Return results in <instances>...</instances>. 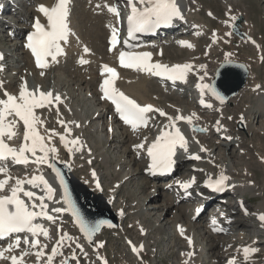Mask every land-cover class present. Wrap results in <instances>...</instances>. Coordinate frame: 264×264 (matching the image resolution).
Listing matches in <instances>:
<instances>
[{
  "label": "bare ground",
  "instance_id": "bare-ground-1",
  "mask_svg": "<svg viewBox=\"0 0 264 264\" xmlns=\"http://www.w3.org/2000/svg\"><path fill=\"white\" fill-rule=\"evenodd\" d=\"M73 1L74 0H70L68 19H69V27L71 28L74 35H71L69 37V41L67 44L62 45L64 48V54L58 56L56 62H52L50 57L47 58L48 60L47 68L41 69L37 67V65H35L36 63L28 56L24 48V43H23L24 40H21L20 38L21 33L23 32L22 31L23 25L19 26V32L17 31L18 33L15 38L16 43H14L11 48L5 49L2 47V44L0 43V53H2L4 57L2 63H5L7 72L9 70H12V72L14 73V74L0 73V82L1 81L4 82V87L0 91V98H3L4 90H6L10 94L18 95L19 86L22 82L21 80L22 77L24 78L25 81H27V85L29 89L35 90L36 86H40L41 91L52 90L53 93L61 94L63 102L60 103L59 105L45 107L43 109L36 110V115L40 118V120L43 121L42 125H37V131L42 136H44L46 144H49V146H54L57 149V152L55 153V159L61 160L69 164V166L72 168L71 170L73 173H79V177L77 178L81 181L82 184L86 185L94 193L101 194L106 199V201L110 204L114 216L119 222V226L117 227V230L119 229H122L123 231L133 230L134 232H137L140 241L138 243H135L134 245L138 249L137 256H139L141 259L145 258L146 256L145 252L148 249V242L146 236L147 234L151 233V230H149V226H150L149 224H152V227L154 228L155 231L156 230L158 232L161 231L160 226L158 224H153L154 222L153 223L151 222L149 217L146 216V213L150 211H155L154 214H157L159 211L165 210V214L166 213L172 214L171 216L172 219L170 218L171 221L170 224L171 227L173 228V236L175 238L174 242L177 243L176 244L172 243L170 249L168 250H170L172 256H174L175 259L177 260V264H185V262H187V264H227V261L230 258H235L236 264H245L242 253V248L244 246L255 247L256 249H258V251H256L255 253L249 254V259L246 262V264H264V250L262 249V247L264 246V238L262 240H258L257 238H255L254 235L255 233L264 232V226L256 228L254 226H251L244 219H240V220L232 219L230 220V222H226L224 220H227V218L219 217V215L222 214L221 209H216V211L210 212L205 219L201 220L202 218H204L202 216L204 211L203 209L202 212L197 216L198 218L196 219V221L197 220L199 221L197 223L193 222L192 218L194 217V211H195L194 207L191 212H188L186 208L187 204L185 207L179 206L181 200H179L178 198H171L170 194H168V192H166V190L164 189L165 184H168L172 179L169 180L168 182H165L162 186H160L159 184L153 186L152 191H150L145 196L146 198L149 199V202L147 201V204L149 203V205L147 206L144 205L143 203H138L139 200L136 198L135 195L132 194L131 188L130 189L128 188V185H130V183H132V185L135 183L136 189H140V190L144 189L136 184L138 181L136 182L134 181V179L132 180L134 173L130 171L131 170L130 165L133 166L135 165L137 167L138 173H140L142 176L141 183L145 182V180L148 181V179L142 175L143 169L146 168V163L143 158V152L146 150L147 140L150 138L155 139L156 136L160 134L161 129H165V126L168 124L167 116H171L173 118L177 114L189 116L191 113L195 112L196 117H193V124L198 126V128L199 127L206 128L207 131L204 132H201L199 130L193 131L192 126L189 125L187 122L185 121L177 122V126L180 128V130H182L186 134V140L188 141L187 151L180 148L176 150L175 155L173 157L175 161L186 160V162L182 163V169L187 174L184 177V179H187L188 181L192 178H195L196 180L197 173L203 172V179L201 180L202 183L208 180L209 178L212 179L216 178L219 175V173L223 171L225 175L230 177V180L228 181V185H231V187L228 188L230 189V191H232V194L233 193H239L240 195L249 194L251 195V198L255 196L262 197V202H260L259 206L254 208L255 210L254 213L256 214L264 213V178L261 182L254 181L253 179L254 171L252 172V168H251L252 162L249 163L248 161L243 162L241 170H237V168H235L232 164V159L233 160L235 159L239 164H241L243 155L248 156L249 160L252 158V156H254L255 159L253 162H256L257 166L261 168L264 174V154H260V152L253 144H251L250 147L248 146V148L254 150L255 153L254 152L251 153L250 150L244 146L245 139L247 140L249 138H253V136H255L258 133L257 124H259L260 127L264 126V94L262 93L264 90V83H261L260 80H258L259 78H257L255 73V70L259 68L260 64L264 66V52L262 49L261 42L253 38V33H254L253 25L250 21L246 20L245 18L246 11L244 12H240L238 10L234 11L233 10L234 4L238 5V3L235 1L233 2L225 1L224 2L226 6L225 15L220 22L221 24L220 27H214L209 31L210 32L209 42L204 46L203 51L201 53H198L196 52L197 51L196 42L199 37L206 35L205 34L206 29L202 23L194 22L191 19L192 17L191 14L194 8H199V4L195 0H178V5L180 7V10H182V18H179V20L185 21V24L182 26L183 29L179 32L170 31L168 36L170 37L172 42L167 40L165 42L166 43L168 42L170 44L174 43L176 44L175 46L178 51H183L186 49L182 48L179 42L185 40L186 42L192 45V47H190L187 51L190 52L191 55H195V54L197 55L195 57H190L183 60L157 59L156 61L164 63L169 66L173 64L191 63L194 66L195 70L187 74L186 80H188L191 84L190 88L192 90V93L199 96L197 100L201 99V93L200 90L197 89L196 84L197 83L210 84L211 80L213 79L215 70L221 62L228 59H236L234 47H232V43L243 44L248 48V51L250 53H252L250 49H252L254 53L253 56H251L252 54L250 55L251 56L250 58L248 56L249 60L245 63V66L248 70V76L244 87L241 88L240 91L235 96L229 98L227 102L217 101L206 90L203 99H205L208 102V104H211L212 107H208V111L207 112L205 111L207 115H201L202 111L201 109H199L200 107L197 106V103L193 104L191 108L182 105H177L171 101L168 102V104L170 105H165L161 107L157 106L156 103L150 101V97H149L150 89H147V86L151 84L152 85L151 88L153 87L152 88L153 90L162 91L163 93L168 92L166 87L162 85H154L156 83L153 80L149 79V76L142 75L137 71L119 69L118 67L114 66L115 57H116V48L115 49L111 48L110 51L109 50L110 47L107 46L108 38L112 35V31L109 25L116 28L118 30V33L120 28L116 17H114L113 14L110 13L106 7H104V5L105 4L116 5L119 3V1L92 0V3L89 6L88 10L86 9V7H84L80 11L82 16L80 14L79 16L84 18L81 22H79L77 18L74 17L76 16V14L75 13L73 14V12H75L74 9L72 11ZM53 2L54 0H43L42 2H38V3H43L46 6H50ZM97 5H100V7L97 8L96 7ZM4 6L7 7L6 4H4ZM35 11H37V6ZM27 12H30V10L27 9ZM38 14L40 16L39 18L41 19V21L45 22V18L43 17V15L39 12ZM230 16H236L237 19L235 21H231ZM226 20H228L229 23L227 24L224 23ZM12 29L13 28L10 27L8 28V30L5 31L8 34V32H11ZM234 29L237 30V34L241 36L236 35L233 32ZM213 30H215L216 33L215 43H213ZM229 32H231L232 34L225 35L226 33ZM187 35L191 37L187 38L186 37ZM8 38L9 35L5 37L4 41H6ZM103 38L105 40V43L104 46L100 47L98 43L101 42ZM11 40L12 39H10L9 41ZM154 42H156V40ZM18 44H21V47H18ZM150 45H152V43H147L146 46L143 47L144 52L151 53L150 60L153 59L155 60L154 57H159L163 55L164 46L166 45H164L162 41L158 42V45L155 47L156 48L155 51L151 50V48L149 47ZM84 46H87L90 49L88 53L83 52ZM226 46L231 47L232 51H228L226 49ZM17 49L22 50L24 59L22 61L15 60V63L12 64L8 63V59H12L15 50ZM219 52H222L224 54L222 55V58L216 61L214 57ZM97 53L101 54L99 58L97 57ZM81 57L88 60L89 63L83 65L78 63V60ZM94 58H96V60L98 61L94 62ZM69 63L73 64L72 72L74 73V76L71 79L73 80V85L77 86V90H81L82 85L86 83L87 86H89L92 101L96 103V106L97 104H101L100 109L93 114L92 117L93 119L92 118L91 119L94 120L97 118L99 120L100 119L106 120L105 125L103 123L102 127L105 129L108 138L110 139L112 138L111 140L112 144L114 142L113 138L115 137V135L113 134V130L114 127L117 126V124L115 119L111 115V107L101 102L99 85L102 82V80L105 78V76L108 75L106 73H104V75L101 74L100 70L102 65L107 64L116 70L118 74L117 79L114 81L116 88L122 91L125 95H128L131 98L135 99L137 102H140L142 104H152L157 108L162 109L165 113H167V116L162 119H157L156 117H152L149 120L147 127L145 129H142L144 132L147 131L145 134L143 133V131L141 133H136L133 131V129L121 124V127L118 128L122 134L120 138V142L127 144L126 148L124 149V154L126 153V156L122 160L118 158V160L114 162L113 165L110 164L111 159L107 155V150H104V147L102 146V140L100 138L96 137L95 140H92L89 143L85 140L82 133L83 131L86 130V127L84 126L87 117L84 118L80 108L78 107L79 105L76 106L73 103L72 98L74 97L73 96L71 97L69 94H67L63 90V87L61 86L63 85L65 87L64 80L67 79L66 76L64 77L63 71L64 68L67 67ZM201 64L205 65L203 69H200L198 67ZM29 72L30 74L31 73L32 74L30 75ZM41 72H43L44 74L41 75ZM205 73H207V75H204ZM57 75L63 76V81L61 83H55L56 81L55 78ZM200 76H204L203 81L199 79ZM31 78H33L35 81H33ZM46 79H48V82H50L51 80V83L46 85L45 82ZM256 85H260V87L256 88L255 87ZM15 86L16 88H14ZM147 90H149V92ZM253 96H256L255 103L249 104L244 112H242V110L238 111L239 108L245 107V103H247L246 97L252 98ZM57 107L59 108V116L56 111ZM228 111H230L231 113ZM241 116H243V120H241ZM227 117H231V120L234 124L244 123L246 138H244L242 134H240L239 132L234 131L232 129L231 125L226 122ZM59 119H63L66 123L68 121H76L79 124V127H77L75 124H68L67 126L68 128L71 129V133L70 135L65 134L64 126H62L58 122ZM217 120H219L220 124L223 126L222 128H220L219 131H217V127H218L216 125ZM110 128L111 131L109 130ZM52 129L55 130L56 133L55 135L47 131ZM261 129L262 128L259 129V132ZM15 131L17 135L14 141L15 142L18 140L23 141V131H24L23 122L19 121L18 119H17V127ZM263 131H264V127H263ZM61 134H65L67 140L79 138L80 145H83V147L77 145L75 147H79L80 150L79 151L73 150V152L69 154V152L65 149L64 145L61 144L60 141ZM147 134H149L148 137ZM49 136L52 137L50 141L48 139ZM228 137H231V139H228ZM131 138H134L133 143L130 140ZM261 138L264 142V135ZM210 139L212 141H209L210 145H207L206 143ZM141 142H144L145 144L144 148L137 150L133 147L134 145L140 144ZM249 143H253L252 139L250 140ZM232 145L239 147V153L234 154V152H231L227 155V158L224 160H221L222 158L220 159V157L217 158L214 152L217 148H223L226 150L227 147L230 148V146ZM69 147H73V146L69 145ZM201 147L206 149V151L201 152L200 151ZM214 147L216 148L214 149ZM262 148L264 151V144ZM115 149H117L116 146ZM64 153L66 158H64L62 155ZM193 154L199 155L201 157L200 161L187 164V162H190L188 160L189 158L192 160L194 159L192 158ZM250 154L252 155L250 156ZM37 155H42V153H39V151H37ZM51 155L52 154H50V159H51ZM97 159H99L101 164L106 167L107 176L113 179V180L111 179V185L107 187L101 183L104 182V178L102 174H100L101 169H99L98 165H96ZM128 159L130 160L128 161ZM123 165H125L126 167H123ZM254 167L255 165L253 166V168ZM14 170L15 169L8 170L7 175L13 178L23 179V178H30L33 174L35 175L43 174L45 179L49 182V184L54 189H56L53 199L50 201L47 199L45 200V203H47L49 206V210L52 207L63 206L60 199L58 186L47 164H41V165L34 164L30 166L28 169H25L23 173H20V175H16ZM93 170H95L96 172V179L100 184L99 188H97L96 183L93 181L92 178ZM2 178H4V174H0V179ZM12 183H14V180H9V185H11ZM143 184L147 186L148 182H145ZM24 187L26 189L36 191L38 195H43V192L40 189H31L30 186L27 184H25ZM42 187L43 186H41V188ZM158 188H160L159 194L167 198L164 204H159L156 202L150 203V201L156 198L155 190ZM123 189L126 190V192L128 193L127 195H129V197L123 195V199L119 203L117 197ZM139 193L140 192H137V194ZM22 198H24L25 201L28 202L26 197H22ZM236 199H238V201L242 202L244 205L248 204V200H244L242 196H238L237 194H236ZM176 200L180 202H177ZM56 201H60V203L57 204ZM132 202L134 205L137 204V206H134ZM37 203H39V201H37ZM128 207L133 208L130 214L127 212ZM52 214L55 217H57V220L59 219L62 220L65 218V216H67L65 215L64 212L59 214L57 213H52ZM129 216H132V219L129 222H127L126 226L124 227L123 222ZM163 219L164 217L161 219V221ZM213 220H215V224H213ZM178 226H180V228L184 230L183 236L181 235ZM43 227L48 229L49 236L48 238H46L43 235H41L43 243L41 242L40 244L45 245L46 247L44 248L45 254L41 256L39 262L37 261V257L35 255V252L39 250V246L36 249H31L28 245H25L23 241L20 243V246L18 248H15L12 252L5 254L9 256L10 255L20 256L21 251H27L28 254L23 257V264H45V261L47 260V255L51 253L52 246L56 243L57 239L56 238L54 240L52 239L53 232H51L49 226L44 225ZM244 227H249L250 231L252 232V236L247 241L244 239L246 237V235H243L244 231L241 230H239V232L234 236L229 237L228 240L226 239V241L218 239V236L220 235L214 233L215 229H221L222 231L221 233L228 234L231 231H236L237 229L240 228L244 229ZM64 232L69 234V232L64 229L61 235ZM125 237L126 238H124L123 240L124 244H126L127 241L132 242L131 238H129L128 236ZM186 237H190L192 239L193 243L191 246H189ZM199 237H202L203 239L202 242H204L205 246H203V244H200V242L198 241ZM74 239L82 245L83 252L87 253V256H85L80 251V249L76 250V247L71 244V241H65V246L60 249L62 255H57L56 257H54L53 264H60L61 260L65 258H69V260H72L70 259V257L72 256L73 251H75L77 257V259H74L76 262L75 264H77V261L78 264H83L81 260H83L85 264H87L89 259L90 262L88 264H95L96 261L102 264L101 260L98 259V256L103 257L106 260L104 251L102 250L103 246L98 247V245L102 244L100 239L96 238L92 245L85 243L86 241L82 237L76 236ZM51 241L52 244L47 246ZM227 242H229V244L225 245ZM9 243L10 241L0 243V248H6ZM141 245H143L142 248L140 247ZM206 248H208L207 249L208 251H206ZM67 249H69V251H66ZM190 251L194 253L192 257H188L186 255ZM177 252H178V257H176ZM207 252H209V254H211L212 257V259L208 262L202 259L204 256H206ZM262 254H263V256L261 257L262 261L258 262L257 257ZM125 255L129 257V260L133 261L129 253L126 252ZM29 258L31 259L29 260ZM137 259L138 258L136 257L134 260L135 264L139 262V260ZM0 264H11V262L10 260L0 259Z\"/></svg>",
  "mask_w": 264,
  "mask_h": 264
},
{
  "label": "snow or ice",
  "instance_id": "snow-or-ice-1",
  "mask_svg": "<svg viewBox=\"0 0 264 264\" xmlns=\"http://www.w3.org/2000/svg\"><path fill=\"white\" fill-rule=\"evenodd\" d=\"M69 4L70 0H54L50 6H46L45 4L37 5V11L43 15L45 22H42L39 17L34 18L31 25L33 30L27 34L24 46L30 50L37 67L41 69L48 67L47 58L50 57L52 62H56L57 57L64 54L62 45L67 44L69 37L74 35L68 23ZM127 6L130 10L127 15V31L128 35L133 38H135L136 33L151 32L161 25L172 23L174 18H182L177 0H127ZM96 7L99 8L100 5ZM104 7H106L110 13L115 14L119 19V11L115 5L105 4ZM209 15H211V13H209ZM236 19V16H230L231 21H235ZM224 23L227 24L229 21L226 20ZM109 27L112 31L110 43L115 45L117 43L118 30L111 25H109ZM231 34L232 33L229 32L225 35ZM215 41L216 33L215 30H213V43H215ZM179 43L182 45L187 44L188 47H192V45L186 41H180ZM109 50L111 51V48ZM89 51L90 49L87 46L83 47L84 53H88ZM150 58L151 53L149 52L124 50H121L118 56L119 63L122 67L148 72L155 76L166 77L174 82L177 80H186L187 74L195 70L191 63L173 64L169 66L159 62L151 63ZM0 60H3L2 53H0ZM78 63L83 65L89 63V61L81 57ZM198 67L203 69L205 65L201 64ZM2 68L3 65L0 64V70H2ZM104 73L108 75L105 76L99 85L100 91L103 94L101 98L111 101L120 119L126 125H130L134 132L142 125L147 126L149 120L152 118L150 114L154 112L159 113L160 116H167V113L162 109L154 108L151 104L141 105L137 103L135 99L130 98L116 88L114 81L117 79L118 74L114 68L104 64L101 66V74L104 75ZM43 74L44 73L41 72V75ZM204 75H207V73ZM199 79L203 81L204 76H200ZM21 80L22 82L19 86L18 95L10 94L4 90L3 98H0V174H4V178L0 179V239L8 238L10 240L6 248H0V259L10 260L11 264H23V257L28 254L27 251H21L20 256H9L5 254L12 252L15 248L20 246L21 238L19 235L15 234L21 233L25 234L23 238V243L25 245H28L31 249H36L39 245V250L35 252V255L37 261H40L41 256L45 254L44 248L46 246L41 245L36 237L38 235H43L48 238L49 233L47 228L36 221L38 218L43 217L48 221L55 222L57 217L50 213L59 214L70 211L81 233H83L89 241H91L93 234L100 230L102 225L106 224L109 227L112 226L110 221H89L69 199L65 181L59 171L56 170L55 164L51 162L52 159H55L57 149L54 146L46 144L44 136L37 131V125H42L43 121L36 115V110L59 105L63 102L61 94L53 93L52 90L41 91L40 86H36L35 90L29 89L27 81H25L23 77ZM196 87L201 93V105L212 107L211 104H206L203 99L206 90L211 93L212 96H215L216 99L223 101V97L214 86L205 83H197ZM255 87L259 88L260 85H256ZM2 88L3 82H0V89ZM56 111L59 116L58 107ZM9 117L13 118L8 119ZM193 117H196L195 112L191 113L189 116L180 114H177L174 118L167 116L168 124L165 126V129H161L160 134L157 135L151 143L147 144V155L150 158L148 167L151 171H169L174 163L172 157L175 155L177 147L187 151L188 141L177 126L178 121L187 122L192 126L193 131H207L206 128H198V126L194 125ZM16 118L23 122L24 128V142L21 143L19 147L13 146L7 142L11 141L14 136L17 135L15 131L17 127ZM229 119H231V117H229ZM241 120H243V116H241ZM58 122L64 126L65 134L69 135L71 129L68 128V124H75L79 127L76 121H68L66 123L63 119H59ZM216 125L218 126L217 131L223 127L219 120L216 121ZM109 130L111 131V128ZM47 131L51 132L53 135L56 134L54 129ZM65 134L60 135V141L69 154H71L73 150L79 151L80 148L75 147L80 145L79 138L67 140ZM48 139L50 141L52 137L49 136ZM228 139H231V137H228ZM69 145L73 147H69ZM80 146L83 147V145ZM133 147L139 150L144 148L145 144L141 142ZM37 151L42 153V155H37ZM200 151L204 152L206 149L201 147ZM26 153L31 154V157H33L31 160L32 163L36 165L47 164L56 172V177L59 179L61 187L64 188V195L62 197L63 204L67 205V207H52L49 210V206L45 203V200H52L56 189L49 184L43 174H33L30 178L23 179L13 178L7 175V162L9 160L16 164L29 163L30 157L26 155ZM50 154H52L51 159ZM192 158L197 160L201 159L199 155L195 154H193ZM92 178L97 188H99L100 184L96 179L95 170L92 171ZM9 180H14V183L9 185ZM228 180H230V177L221 171L215 180L209 178L205 183L215 191H223L225 187H231V185L226 184ZM194 182L195 178L184 181L182 187L188 189ZM177 183L181 182L178 181ZM25 184L29 185L31 189H40L43 195H38L36 191L26 189L24 187ZM41 186L43 187L41 188ZM22 197H26L28 202ZM37 201H39V203H37ZM56 203L59 204L60 201H56ZM245 212L247 214L246 209ZM257 215L258 219L262 222V226H264V213H259ZM213 224H215V220H213ZM178 229L183 236L184 230L180 228V226H178ZM57 231L58 233L60 232L59 226L57 227ZM13 235H15V239H12ZM29 235L31 236V241H29ZM186 239L188 240L189 246H191L193 243L192 239L190 237H186ZM65 241L75 242L73 237L64 232L52 246L51 253L47 255L45 264H53L54 257L62 255L60 249L65 246ZM102 246V244L98 245V247ZM76 247L87 256V253L83 252L81 245L77 243ZM140 247L142 248L143 245ZM132 250L133 252L137 251L136 247H133ZM256 251H258V249L255 247L244 246L242 248L245 264L249 259V254L255 253ZM186 255L192 257L194 253L190 251ZM70 259H77L75 251H73ZM98 259L101 260L102 264H107V261L103 257L98 256ZM68 260L69 258H65L61 260L60 264H68ZM185 264H187V262H185ZM227 264H236L235 258H230Z\"/></svg>",
  "mask_w": 264,
  "mask_h": 264
},
{
  "label": "rangeland",
  "instance_id": "rangeland-1",
  "mask_svg": "<svg viewBox=\"0 0 264 264\" xmlns=\"http://www.w3.org/2000/svg\"><path fill=\"white\" fill-rule=\"evenodd\" d=\"M42 1L43 0H28V2L31 3V6H32L31 7L32 13L29 16H23L22 19L24 20L28 17V19L31 20V18L33 16H35L36 6L38 4H43V3H38V2H42ZM195 1L198 2L199 8H194L193 13H192V20L195 22H198V23H202L206 29L205 34H208V35H209V31L212 28L220 27V25H221L220 22H221L222 18H224L225 9H226L224 2L225 1L237 2L238 5L234 4V7L236 6L235 8H237V9H235L232 6L233 10L234 11L238 10L240 12L246 11L245 18L247 21H250L253 25V31H254L253 38L261 42L262 49L264 52V0H195ZM91 3H92V0H74L73 9L75 12H73V14L74 13L76 14V16H74V17L77 18V20L79 22H81L84 19V18L79 16V14L81 15L80 11L84 7H86V9L88 10ZM20 7L25 8V6H20ZM73 9H72V11H73ZM245 9H247V10H245ZM209 13H211L212 15H209ZM22 24H23V22H22ZM233 32L236 35H238L237 30L234 29ZM14 33H17V31H15L14 28L12 29V32H10L8 34L6 31L4 33H2V32L0 33V41H1L0 43L2 44L3 48L9 49L13 46L14 43H16L15 39L9 41L10 39H12L11 36H9V38L6 41H4V39L7 35H12ZM208 35H205V36L198 38V40L196 42V45H197V51L196 52L201 53L203 51L204 46L209 42ZM238 36H241V35H238ZM165 38H166V36H165ZM167 39H169V38H167ZM104 43H105V40L103 38L101 40V42H99L98 44L100 47H102V46H104ZM232 47H234L236 59H228L229 61H236V62H240V63L245 64L249 60V58L251 56H253V54H254L252 49H250V51L252 52V53H250L248 51V48L243 44L232 43ZM226 49L228 51H232L231 47H229V46H226ZM98 54L99 53H97V57L99 58L101 56V54H99V55ZM223 54L224 53L219 52L214 57V59L216 61H218L220 58H222ZM190 55H191L190 52H188L187 50L178 51L176 49V46H172V47L171 46H164L163 56L160 58H163L166 60H183L186 58L195 57L197 54L191 55V56ZM248 56H249V58H248ZM23 59H24V56L22 54V51L20 49H17V50H15V53H14L12 59H8V63L12 64V63H15V60L22 61ZM97 61L98 60H96V58H94V62H97ZM225 61H227V60H225ZM69 64L67 65V67L64 68V71H63V75H64V77L66 76V79H67V80H64L65 87L63 85H61V86L63 87V90L67 94H69L71 97L72 96L74 97V98H72L73 103L76 106L79 105L78 107L80 108L84 118L87 117V119L85 121L86 123L84 126V127H86V130L83 131V133H82L85 140L89 143L92 140H95L96 137L100 138L102 140V146L104 147V150H107V155L111 159L110 164L113 165L114 162H116L118 160V158H120L121 160L125 158L126 153L124 154V149L126 148L127 144L120 142L119 132L116 129L113 131V134L115 135V137L113 138L114 142L112 141L113 142V144H112L111 143L112 138L111 139L108 138V136L106 135L105 129L102 127L103 123L105 125L106 120L105 119L99 120L97 118L92 120L93 114L100 109V104H97V106H96V103H94L92 101L91 95H90L91 92H90L89 86H87L86 83L82 85L81 90H77V86L73 85V80H71L74 76V73L72 72L73 71V67H72L73 64L72 63H69ZM69 67H71V68H69ZM9 73L14 74L12 72V70H9L8 74ZM255 73H256L257 78H259L258 80H260L261 83H264V66H262L260 64L259 68L255 70ZM29 74H30V72H29ZM31 79L33 81H35L33 78H31ZM69 79H70V81H69ZM55 80H56L55 83H61L63 81V76L57 75ZM45 82H46V85H48L49 83H51V80H50V82H48V79H46ZM151 86H152L151 84H149V86H147V89H150V95H149L150 101L155 102L158 106L159 105L160 106L170 105V104H168V102H170V101L177 104V105L186 106L188 108H191L193 106V104H195L194 100L191 98V91L190 90L186 89L184 94H181V93L177 94L175 92H171L172 95H170V94L168 95L167 92L163 93L162 91L153 90L152 89L153 87L151 88ZM14 88H16V86ZM156 88H157V86H156ZM147 91L149 92V90H147ZM167 96H168V98H166ZM176 96L179 97L180 99L175 100ZM255 98H256V96H253L252 98L246 97L247 103H245V107L239 108L238 111L242 110V112H244L249 104L255 103ZM249 102H251V103H249ZM186 107H184V108H186ZM228 112H230V111H228ZM91 114H92V116H91ZM201 115H207V113L201 112ZM226 122L231 125V127L234 131L239 132L240 134H242V136L244 138H246L244 123H235L234 124L232 122V120L229 119V117H227ZM257 127H258V133L255 136H253V138H249L247 140L245 139L244 146L248 148V146L250 147L251 144H253L257 148V150L260 152V154H264V151L262 148L264 142L261 138L264 135V131H263L264 126L260 127V125L257 124ZM260 128H262V129L259 132ZM259 133H260V135H259ZM251 139H252L253 143H249ZM209 141H212V140L211 139L208 140L206 143L207 145H210ZM110 143H111V145H110ZM115 146L117 149H115ZM215 148L216 147H214V149ZM248 149L250 150L251 153L252 152L255 153V151L251 150V148H248ZM214 152H215V155L217 156V158L220 157V159L222 158L221 160H224L227 158V155L231 152H234V154L239 153V147L232 145V146H230V148L227 147L226 150L223 148H217ZM62 155L65 157V154H62ZM251 155L252 154H250V156ZM254 159H255V157L252 156V158L250 159L251 161H250L248 156L243 155L241 164H239L235 159H234L235 161L232 159V164L235 168H237V170H241L243 162H246V161H248V163L252 162L251 168H252V172L254 171L253 172L254 173L253 179L256 182H261L264 178V174H263V171L261 170V168H259L257 166L256 162H253ZM129 160L130 159H128V161ZM96 165H98V168L101 169L100 174H102V176L104 178L105 183L103 182L102 184L106 187L111 185V179L112 178L107 176L106 167L101 164L99 159H97ZM254 165H255V167L253 168ZM132 166L133 165H130V168H131L130 171H132V173H134L132 180L134 179V181H136V182L138 181L136 184L139 185L141 188H144V189L143 190L136 189L135 183L133 185H132V183H130V185H128V188L129 189L131 188L132 194L135 195L136 198L139 200L138 203H143L144 205L147 206V205H149V203L147 204V201L149 202V199L146 198L145 196L150 191H152L153 186L157 183L154 181H146V180H145V182H148L147 186L145 184H143L145 182L141 183V181H142L141 174L138 173V169L135 165L133 167ZM123 167H126V166L123 165ZM184 172H185L184 170H180L177 175L186 176L185 175L186 172L185 173ZM72 174L74 175V177L77 180H79L77 178V177H79V173H73L72 172ZM197 177L199 178V181H200L203 178V172H198ZM132 180H130V181H132ZM112 183H113V181H112ZM158 184L160 186H162L163 182H158ZM145 186H146V188H145ZM137 192H140V193L137 194ZM127 194L128 193L126 192L125 189H123L121 191V193L117 197V200L119 201V203L122 201L123 195H126L127 197H129V195H127ZM155 196H156V198L153 199L152 201H150V203L156 202L159 204H164L166 199H167L166 197L161 196L159 193L155 194ZM243 197L245 200H248V204L250 205V207L253 210L257 206H259L260 202H262V197H259V196H255V197L251 198V195L244 194ZM130 202H131V200H130ZM129 204H131V203H129ZM132 204H133V202H132ZM134 206H137V204ZM179 206L185 207L186 204L180 203ZM186 208H187L188 212H191L192 208L190 206H186ZM132 210H133V208L128 207L127 212L130 214ZM210 210H211V208H209L206 211V214L204 216H207V214L209 213ZM154 213H155V211L147 212L146 216L149 217V219L151 220L152 223L154 222L153 224H158L161 228V231L160 232H158L157 230L155 231L154 228L152 227V224H149L152 228L149 226V230H151V233L147 234V236H146L147 242H148V249L145 252L146 256L143 259H140L139 257H137L138 258L137 260H139V262L137 264H177V260L175 259L174 256H172L170 250H168V249H170V246L172 245V243L173 244L177 243V242H174L175 238L173 236V228L171 227V224H170L171 223L170 218H171L172 214H167V213L165 214V210L159 211L157 214H154ZM163 217H164V219L161 221V219ZM233 217H235V216H233ZM131 219H132V216L127 217L123 222V226L125 227L126 223L129 222ZM203 219H205V218H202L201 220H203ZM63 221L65 223L64 228H66L70 232L71 235L75 236V234H77L78 232L76 233L74 231L76 229L72 230L70 228L73 226V224H71V221L69 222L68 219H66V218H64ZM192 221L197 223L199 220L196 221V219H193ZM124 230H125V228H124ZM103 231H105V232H103ZM103 231L97 236V238L100 239V241L103 245L102 250L104 251V254H105V257H106L108 264H135L134 260L136 257H133L132 258L133 261H131V260H129V257H127V255H125L127 251L125 249V244H124L123 240H124V238H126L125 236H128L132 240H136L137 242H139L140 238L138 237L137 232H134L133 230L132 231H128V230L123 231L122 229H119V230H117V229H104ZM234 235H235V233L234 234H231V233L223 234V235L218 236V239L226 241V239L228 240L229 237L234 236ZM230 239H233V238H230ZM198 241L200 242V244H203V246H205L204 242H202L203 241L202 237H199ZM229 242H230V240H229ZM229 242H227L225 245L229 244ZM207 249L208 248H206V251H208ZM262 249L264 250V246L262 247ZM262 256H263V254L257 257L258 262L262 261V259H261ZM176 257H178V252L176 253ZM202 259L206 260V262L210 261L212 259L211 254H209V252H207L206 256H204ZM73 260L74 259H72L70 261L68 260V264H75V262H73ZM81 261L83 264H85V262L83 260H81ZM89 262H90V259L88 260V263Z\"/></svg>",
  "mask_w": 264,
  "mask_h": 264
},
{
  "label": "water",
  "instance_id": "water-1",
  "mask_svg": "<svg viewBox=\"0 0 264 264\" xmlns=\"http://www.w3.org/2000/svg\"><path fill=\"white\" fill-rule=\"evenodd\" d=\"M246 77L247 70L243 64L232 61L225 62L217 70L212 86H214L215 89L223 97V101H227L228 98L234 96L240 90V88L244 86ZM62 166L63 171L60 173V175L65 181L67 195L69 199L76 205V207L79 208L80 212L85 216V218L92 222L99 220L110 221L112 225L111 227L106 224L102 225L100 227V230L93 234L91 241H89L84 236L86 240L92 242L94 237L99 234L103 228L117 227L118 223L106 200L101 195H95L91 191L81 186L70 175L68 169L64 165ZM66 176L67 178H65ZM62 189L64 195V188L62 187ZM68 212L71 215V212ZM76 226L79 229V226L77 224Z\"/></svg>",
  "mask_w": 264,
  "mask_h": 264
}]
</instances>
